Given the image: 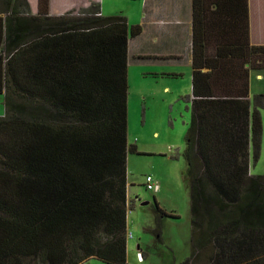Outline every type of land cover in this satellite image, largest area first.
<instances>
[{
  "label": "trees",
  "instance_id": "16d2710c",
  "mask_svg": "<svg viewBox=\"0 0 264 264\" xmlns=\"http://www.w3.org/2000/svg\"><path fill=\"white\" fill-rule=\"evenodd\" d=\"M49 3L37 0L34 15L28 0H0V264H128L127 154L139 151L128 143L127 46L142 27L102 15L95 0L58 16ZM200 11L193 0L191 245L178 264H264V174L249 173L264 93L250 102L247 69L235 73L245 62L264 69V45L244 29L211 58ZM155 213L159 238L158 218L178 216L157 202Z\"/></svg>",
  "mask_w": 264,
  "mask_h": 264
},
{
  "label": "rangeland",
  "instance_id": "374dc122",
  "mask_svg": "<svg viewBox=\"0 0 264 264\" xmlns=\"http://www.w3.org/2000/svg\"><path fill=\"white\" fill-rule=\"evenodd\" d=\"M51 1L53 7L58 8L59 5L64 7L84 3V0ZM92 1L85 0L86 6ZM98 2L102 14L107 16L121 14L136 20L142 10L141 0ZM1 54L4 55L3 51ZM7 55L5 53V57ZM129 66L128 143L135 145L139 152L127 154L128 191L130 199L134 201L133 208L127 211V232L132 234V237L127 238V263L178 264L189 255L191 245V190L185 174L187 164L183 157L190 110L186 108L182 98L186 93L178 86L184 79L154 76L148 73L151 67L132 61ZM165 85L169 88L164 90ZM4 102V95L0 94V116L5 113ZM260 111L262 144L258 161L249 169V173L253 175L264 174V109ZM147 175L152 176L159 184L157 192L145 188ZM143 202L147 203L142 204ZM155 202L167 214L178 216L158 218L159 238L150 230L157 224ZM229 209L227 210L232 211L233 205ZM217 213L218 211L213 210L210 216ZM138 251L143 254L140 260L137 257ZM83 264L105 263L92 258Z\"/></svg>",
  "mask_w": 264,
  "mask_h": 264
},
{
  "label": "crops",
  "instance_id": "0c3cea01",
  "mask_svg": "<svg viewBox=\"0 0 264 264\" xmlns=\"http://www.w3.org/2000/svg\"><path fill=\"white\" fill-rule=\"evenodd\" d=\"M29 3L32 14H36L37 0L33 2L31 0ZM86 3L84 0L83 5L79 3L64 7L59 5L58 8L53 7L50 0L49 15L58 16L69 8L86 7ZM243 3V0H198L201 9L202 39L206 53L211 58L215 57L217 47L230 48L233 43L237 46L244 29L250 45H264V0H245L247 26L244 29L241 23ZM141 6V14L136 20L125 16L129 24H139L142 27L138 35L128 39L127 79L131 61L138 65L143 64L151 67L148 73L154 76L173 79L182 77L184 81L178 86L191 97L193 0H141ZM245 69L248 74V99L251 102L253 95L264 93V69H256L250 66L249 62H245L241 68L235 70V73L238 75ZM208 70L206 67L201 69L203 72ZM224 72L231 74L234 71ZM168 88L167 85L163 87L164 90ZM189 107L190 103H186V108ZM127 195L131 198L128 189Z\"/></svg>",
  "mask_w": 264,
  "mask_h": 264
},
{
  "label": "built area",
  "instance_id": "2783aa9c",
  "mask_svg": "<svg viewBox=\"0 0 264 264\" xmlns=\"http://www.w3.org/2000/svg\"><path fill=\"white\" fill-rule=\"evenodd\" d=\"M144 185H145V188L147 190H150V191H152L154 193L159 190V184L150 175H147L145 177ZM135 199H136V197H135ZM126 236H127V238H130V237H132V234L130 232H127ZM137 257H138L139 260L142 258V255H141V253L139 251L137 252Z\"/></svg>",
  "mask_w": 264,
  "mask_h": 264
},
{
  "label": "water",
  "instance_id": "95a60500",
  "mask_svg": "<svg viewBox=\"0 0 264 264\" xmlns=\"http://www.w3.org/2000/svg\"><path fill=\"white\" fill-rule=\"evenodd\" d=\"M145 203H147V202H143L142 204H145Z\"/></svg>",
  "mask_w": 264,
  "mask_h": 264
}]
</instances>
